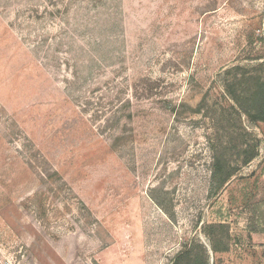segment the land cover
<instances>
[{
    "label": "rangeland",
    "instance_id": "374dc122",
    "mask_svg": "<svg viewBox=\"0 0 264 264\" xmlns=\"http://www.w3.org/2000/svg\"><path fill=\"white\" fill-rule=\"evenodd\" d=\"M262 34L264 0H0V264H264V123L221 190L208 140Z\"/></svg>",
    "mask_w": 264,
    "mask_h": 264
},
{
    "label": "trees",
    "instance_id": "16d2710c",
    "mask_svg": "<svg viewBox=\"0 0 264 264\" xmlns=\"http://www.w3.org/2000/svg\"><path fill=\"white\" fill-rule=\"evenodd\" d=\"M264 42V35L259 36ZM248 64H235L221 74L226 99L230 105L212 118L214 133L208 137L213 154L211 177L215 190L224 188L237 172L252 163L259 155L260 140L244 125L243 118L251 124L264 123V56L246 59ZM200 111V108L199 110ZM211 251L214 255L228 251V227L225 223L207 226ZM179 255L173 264H209L208 250L199 245Z\"/></svg>",
    "mask_w": 264,
    "mask_h": 264
},
{
    "label": "crops",
    "instance_id": "0c3cea01",
    "mask_svg": "<svg viewBox=\"0 0 264 264\" xmlns=\"http://www.w3.org/2000/svg\"><path fill=\"white\" fill-rule=\"evenodd\" d=\"M251 235H252L254 242H258L257 240L260 238L264 239V233H261L258 231L251 232ZM254 248H256V247H254ZM255 264H257V263H255Z\"/></svg>",
    "mask_w": 264,
    "mask_h": 264
}]
</instances>
